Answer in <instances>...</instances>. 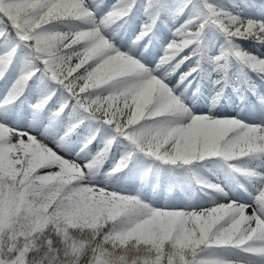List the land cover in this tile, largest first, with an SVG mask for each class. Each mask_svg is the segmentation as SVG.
I'll use <instances>...</instances> for the list:
<instances>
[{"label":"snow or ice","instance_id":"6c2138e0","mask_svg":"<svg viewBox=\"0 0 264 264\" xmlns=\"http://www.w3.org/2000/svg\"><path fill=\"white\" fill-rule=\"evenodd\" d=\"M0 264H264V0H0Z\"/></svg>","mask_w":264,"mask_h":264}]
</instances>
